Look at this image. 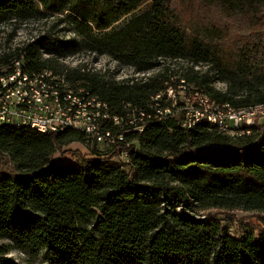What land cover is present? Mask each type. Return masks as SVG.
I'll list each match as a JSON object with an SVG mask.
<instances>
[{"label": "trees", "instance_id": "trees-1", "mask_svg": "<svg viewBox=\"0 0 264 264\" xmlns=\"http://www.w3.org/2000/svg\"><path fill=\"white\" fill-rule=\"evenodd\" d=\"M37 1L0 0V33L6 25L54 18L33 41L1 51L0 79L18 60L29 75L46 70L65 74L108 103L112 116L124 123L142 124L138 111L172 113L161 121L146 120L142 133L133 131L132 124L126 127L132 144L129 164L114 161L110 148L105 153L94 149L95 158L83 163L55 161L57 153L73 144L99 145L75 130L41 134L0 125V161L7 159L17 169L0 176V237L13 240L16 250L42 255L46 264H264V234L236 238L208 214L264 213L260 119L242 134L220 131L206 120L188 129L185 105L173 108L167 95L156 99L177 88L169 68L119 81L115 75L61 63L87 50L144 74L161 61L187 59L191 66L177 82L195 88L209 103L239 111L264 105V40H239L235 63L227 64L204 44L188 40L180 9L190 0H152L144 13L112 31L146 0ZM199 3L204 8L199 19L213 16L209 10L215 9L222 19L246 22L250 30L264 22V0ZM64 14L66 18L60 17ZM65 20L72 25L69 39L55 32ZM204 27L222 40L230 32ZM16 35L14 28L9 40ZM218 82L226 83V90L217 89ZM108 128L119 130L113 122ZM11 251L0 246V264H19L9 257Z\"/></svg>", "mask_w": 264, "mask_h": 264}, {"label": "rangeland", "instance_id": "rangeland-1", "mask_svg": "<svg viewBox=\"0 0 264 264\" xmlns=\"http://www.w3.org/2000/svg\"><path fill=\"white\" fill-rule=\"evenodd\" d=\"M38 2L37 0H34ZM152 4V0H146L143 2L135 11L128 15L123 16L116 24L113 25L108 31H112L116 28L123 26L129 20L144 13ZM201 5L199 0H190L189 3L181 4V17L183 21V27L186 30L188 40L190 42H199L207 46L212 52L218 54L223 58L227 64L235 63V51L236 45L239 40L245 39L247 42L256 43L260 39L264 40V22L257 29H249L246 22H240L236 24L233 21L222 19L214 9L210 11L213 16L209 15L198 18L201 10ZM67 14L61 15L60 17L66 18ZM264 18V13L261 16ZM54 18L42 22H29L20 24H10L2 28L3 33H0V53L8 48H16L23 45L25 42L33 41L32 38L38 35L40 32L47 30ZM214 25L219 27V29H224L225 31L230 29L228 37L224 40L218 39L213 36L209 31L205 29V25ZM14 28H17V35L14 39L9 40V35L13 32ZM240 30V31H239ZM55 32H60L63 37L73 36L72 25L70 21L65 20L56 29ZM46 57V55H45ZM63 65L69 67L70 69H75L79 66H85L87 71L99 72L107 75H115L119 81L121 79H126L129 76L135 77H149L151 74L165 72L167 68L171 70V74L174 77L171 78V83L177 85L174 87V92L172 94L173 104L176 106L180 105H190L196 103V90L192 87H185L183 84L177 82L178 77L186 72L187 67L191 66L189 60H171V61H161V65L155 71L144 74H138L136 68L125 65L107 55L95 56L91 55L87 50H83L78 54L71 55L61 62ZM207 67H199L197 70L202 72L207 71ZM83 71H85L83 69ZM27 73V72H25ZM28 74V73H27ZM171 85V84H170ZM215 87L219 90H226L227 84L218 82ZM172 89V88H171ZM170 89V90H171ZM169 90V91H170ZM173 90V89H172ZM200 102L203 104H208L206 98L199 93ZM202 99V100H201ZM260 123L264 124V115H260ZM99 150L102 153L108 152V147L106 146H93L89 144L88 146H83L81 144H74L63 151L57 153L54 156L55 161H65L70 163H83L84 159H94L95 156L92 155L93 150ZM114 161H118L114 158ZM17 169L15 165L5 159L0 161V176L9 175L16 173ZM213 215L217 220H220L225 228L229 230V233L236 237L241 238L246 233H254L257 237L264 234V213H247L243 211H236L232 213H221L218 211H212L208 213ZM14 241L0 237V246H8L12 249L9 257H12L19 264H46L44 257L41 255L39 257L32 255L26 251H19L14 248Z\"/></svg>", "mask_w": 264, "mask_h": 264}, {"label": "built area", "instance_id": "built-area-1", "mask_svg": "<svg viewBox=\"0 0 264 264\" xmlns=\"http://www.w3.org/2000/svg\"><path fill=\"white\" fill-rule=\"evenodd\" d=\"M22 61L15 60V66H9L4 71L12 68V72L0 79V125L2 123H17L20 127L30 129H45L50 134L75 130L85 133L94 143L112 149V154L118 159V164H129L130 149L132 144L126 140L128 130L126 127L132 124L133 131L142 133L145 129L146 120L155 119L161 121L166 119L172 112L159 109L154 115L147 114L146 117H138L140 125L136 126L134 121L124 123V120L113 117L112 113H105L103 101L85 88L75 89L70 87V82H63L62 87L40 85V83H24L16 80V71H21ZM48 90L65 92L66 102L71 104V112H63L54 105V100L48 97ZM172 91L160 92L156 99L162 96L172 97ZM196 103L185 105V124L188 129L195 128L198 120H206L218 127L220 131L231 130L233 133H243L246 127L255 125L264 111L253 116L231 117L230 108L221 107L219 104L200 102L199 92L195 93ZM88 104H96V111H88ZM173 108H178L176 103ZM137 114V111H136ZM113 122L119 127L118 131L108 128ZM132 131V130H131Z\"/></svg>", "mask_w": 264, "mask_h": 264}, {"label": "bare ground", "instance_id": "bare-ground-1", "mask_svg": "<svg viewBox=\"0 0 264 264\" xmlns=\"http://www.w3.org/2000/svg\"><path fill=\"white\" fill-rule=\"evenodd\" d=\"M23 65L24 63L22 62L21 71H16V80L18 81H23L24 83L37 82V83H40V85H48V86H55V87H62L63 82H70V87H75V89H82V87L78 86L77 83H74L73 81H71V79H68L65 74L59 75L51 70H46L38 75H29L25 73L23 69ZM10 66H15V60L12 61V65ZM121 80L124 81V79H121ZM170 91H172V89ZM48 97L54 100V105H56L57 109H61L63 112H71V104H69V102H66L65 92H58V90H48ZM169 99H172V97H169ZM206 101L208 102V104H210L208 99H206ZM103 104L105 105V113H111L109 104L105 102H103ZM224 108H230L231 117H238L241 115L253 116L254 114L264 111V105L256 106L251 109L239 110V111L233 109L229 105H225ZM88 111H96V104H88ZM166 111H169V110H166ZM138 114H139V117H146L145 112L138 111ZM202 121L203 120H198V124ZM2 125L15 127L16 129L22 128L20 127V124H17V123H2L1 126ZM33 130L41 134H50V132L46 131L45 129H33ZM222 131L232 134L231 130H222ZM234 134L236 133H233L232 135Z\"/></svg>", "mask_w": 264, "mask_h": 264}, {"label": "crops", "instance_id": "crops-1", "mask_svg": "<svg viewBox=\"0 0 264 264\" xmlns=\"http://www.w3.org/2000/svg\"><path fill=\"white\" fill-rule=\"evenodd\" d=\"M74 145V144H73Z\"/></svg>", "mask_w": 264, "mask_h": 264}]
</instances>
